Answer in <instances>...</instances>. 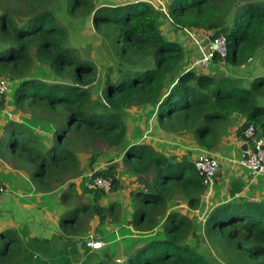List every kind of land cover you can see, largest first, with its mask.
Wrapping results in <instances>:
<instances>
[{
	"label": "trees",
	"instance_id": "obj_1",
	"mask_svg": "<svg viewBox=\"0 0 264 264\" xmlns=\"http://www.w3.org/2000/svg\"><path fill=\"white\" fill-rule=\"evenodd\" d=\"M166 1L175 31L197 28L214 36L227 34L228 68L248 65L264 48V0ZM63 3L72 17L83 22L91 18L99 34L106 35L110 29L115 34L109 38L113 51L108 55L115 64L109 71L116 70L117 76L114 79L108 73L99 96L92 87L97 65L72 45L69 30L55 10ZM165 21L166 15L146 0L116 4L0 0V77L17 82L13 101L18 110L54 130L51 142L45 144L28 125L11 120L5 126L8 139H0V155L6 152L22 162L37 188L51 192L85 174L80 154L91 153L93 177L110 176L113 185L110 191L84 187L83 195L89 201H79L61 220L66 231L70 222L78 232L84 230L85 220L95 216L101 224L121 220L117 201L101 203L121 186L116 161L121 157L124 170L137 176L141 184L130 193L128 223L136 232L150 233L164 222L160 235L138 247L132 245L135 253L125 261L119 262L116 255V264H224L199 249L206 239L220 247L230 264H264V200L238 195L244 187L233 181L228 200L215 205L203 219L170 210L173 202L177 206L180 201L189 210L202 206L208 189L194 161L129 139L126 118L134 105L153 106L164 132L190 135L197 146L213 153L233 115L246 118L240 136L245 138V129L253 125L264 138V105L260 102L264 100V75L247 84L233 73L187 70L185 46L161 33ZM214 60L218 64L221 58L216 55ZM42 66L49 69L48 78L34 76V70ZM113 154L116 157L106 167L95 166L99 156ZM70 188L75 184L70 183ZM72 194L64 193V201ZM0 264L47 263L29 254L20 241L3 238Z\"/></svg>",
	"mask_w": 264,
	"mask_h": 264
},
{
	"label": "crops",
	"instance_id": "obj_2",
	"mask_svg": "<svg viewBox=\"0 0 264 264\" xmlns=\"http://www.w3.org/2000/svg\"><path fill=\"white\" fill-rule=\"evenodd\" d=\"M165 22L162 23L161 28L168 29L166 37L181 42V38L178 39V36L180 37L178 35L179 31L171 29V27H168L169 24ZM186 50L188 56L192 55L188 48ZM214 68L217 69L216 72H219L217 66ZM212 71L213 69L204 72L216 73ZM6 107L14 111L15 116L21 119L20 122L28 125L45 144L48 142L47 137L51 136L52 139V133L43 132L40 134L39 131L29 125L26 119H32V117L18 110L9 94L6 98ZM128 111L126 122L129 139L150 143L158 151L168 156L188 157L189 160L194 161L198 149L194 139L190 135H174L164 132L158 126L157 110L153 106L134 105ZM10 121L7 116L0 117V139L4 136L5 126ZM245 121V117L233 115L231 125L224 134L218 150L214 152L220 159V169L214 186L209 188L204 195L201 208L199 210H189L188 205L184 201H180V205L177 206L173 202L170 205V210L180 209L183 213L200 218L201 214H206L215 205L228 200L233 181L241 183L244 187L238 195L256 201L264 200V175H254L241 163L243 153L252 149V143L239 135V129ZM139 128H141L140 134L135 135V131ZM85 156L84 153L80 154L82 166L86 169L85 174L70 180L51 192H43L31 181L29 172L22 162L16 161L6 152L4 156L0 155V181L6 187V192L0 195V240L5 238L6 240L20 241L23 249L25 248L34 258L41 259L47 264H61L62 258L68 260L71 258L76 261V264H85L88 257L98 256L108 251L112 242L121 240L122 243V239L126 237H134L138 241L140 238H145L147 241L160 235L164 219L161 221L160 226L150 233L136 232L128 223L132 212L130 193L132 190L139 188L141 184L137 176L124 170L121 157L116 161L120 163L118 169L120 176L125 175V179L122 178V190L111 193L109 197L101 201L103 205L108 204L109 201H117L121 211V220L118 223L101 224L99 216H95L90 221L85 220L84 230L80 232L73 228V224L70 222L68 231L63 228L61 220L67 212L77 206L79 201H89V197L83 195L85 182L91 171L89 162L86 163L88 159H85ZM70 183L75 184L74 189L70 188ZM70 192L75 194L64 201L63 194ZM129 230L132 231L131 235L133 236H129ZM113 234H116L114 238ZM91 235L103 240L106 244L105 247L90 251L86 245V240ZM143 239L141 240L142 243L140 242L141 244L146 242ZM120 248L121 246L118 250Z\"/></svg>",
	"mask_w": 264,
	"mask_h": 264
},
{
	"label": "rangeland",
	"instance_id": "obj_3",
	"mask_svg": "<svg viewBox=\"0 0 264 264\" xmlns=\"http://www.w3.org/2000/svg\"><path fill=\"white\" fill-rule=\"evenodd\" d=\"M127 1H133V0H97L98 4H116V3H122V2H127ZM167 2V1H166ZM56 12L60 18V20L62 21L63 24L66 25V27L69 30V34H70V41L72 42V45L75 46L76 48H78L80 54L85 58V59H89L92 60L93 62H95V64L98 67V76H97V81L92 85L93 87V92L96 96H99L102 94V90L104 87V82H105V78L109 75L108 73L110 72L111 76L113 75V78L116 79L117 76V72L115 70V72H111L109 70H111V68L109 67L110 65H113L114 62L112 61V59L109 57L108 54H110L113 50H111V44H110V40L109 38H113L114 37V33L113 30L110 29V31L108 33L105 34H99L97 32V30L95 29L94 25H93V21L91 18H86V20L83 22L82 19L80 17H72L69 12L67 7H65L64 3L60 4L59 6L56 7ZM236 10H234V12L232 13L231 16V20L233 19V15L235 13ZM108 28V26H105V29ZM84 31V33H83ZM114 32L116 33V30L114 29ZM178 39H180L178 37ZM188 64V62H187ZM186 64V65H187ZM115 65V64H114ZM153 66H155V63L153 64ZM43 67V66H42ZM215 66H212L211 69H213L212 72H216L217 69L214 68ZM217 68L219 69V72L216 73H224V74H235L237 76H241L245 79V82L248 84L249 80H252L255 76L257 75H264V48H260L257 52V54L254 56L253 60L248 63V65L244 66V68H228L227 66H225V69H222L220 67L217 66ZM210 70V69H209ZM216 70V71H215ZM202 71H208V70H202ZM48 72L49 69L44 66L43 69H36L34 70V76L36 77H45L48 78ZM17 82L13 81L12 85H11V92L9 93V96H11L13 98L14 94H15V90H16V86ZM264 99V98H263ZM260 102L262 103V105H264V100H260ZM131 108V107H130ZM21 121V119L17 116H15V120ZM127 119V118H126ZM29 123V125L33 128L36 129L37 131H39V133H52L54 132L52 127H47L46 125H44L42 122L33 120V119H26ZM136 129V128H135ZM140 129L136 130L134 133L135 135H139L140 134ZM5 138L8 139L9 137V131H5L4 134ZM3 136V137H4ZM43 137H45V135H43ZM48 140V142L46 144H48L49 142H51V136L46 138ZM137 139V138H135ZM105 149V148H104ZM86 154L85 159H88L86 161L89 162L90 160V156L91 153H84ZM116 157L115 154L113 155H104V156H99L96 159V167H100V168H104L106 167L108 164V161L110 160V158ZM118 159V158H117ZM118 178H119V182L121 183V186L119 188V190H122V178L125 179V175H121L118 173ZM126 183V182H124ZM204 214V213H203ZM203 214L200 215V218H203ZM132 231L129 230V236H133L131 235ZM116 234H113V238L115 237ZM141 236V235H140ZM111 238V237H110ZM143 239V238H142ZM140 238V240L138 241L137 239L133 238H124L122 239V243L121 240L116 241V242H112L111 246H109L108 249V255L103 257V254L100 255H96V256H90L88 257L87 261L85 264H98L101 261H107V264H116L115 261V257L116 255H118V258L123 259L124 255L123 252L125 251L126 247L127 249L130 248L132 245H135V247H138L142 242V240ZM143 240L146 241V239L144 238ZM136 242V243H135ZM141 242V243H140ZM144 242V241H143ZM121 243V244H120ZM123 244H126L123 246ZM119 246H121V248L118 250ZM199 249L203 252H205L206 254H208L210 256V254H212V256L217 257L219 260H221L224 264H230V262H228V258L224 257L221 254V249L218 246H215L214 244H212L211 242H209L207 239L201 241L200 247ZM135 249L130 250L131 252H133ZM127 251V250H126ZM128 251V254L129 252ZM125 261V260H123ZM76 261L74 259H64L62 258L61 260V264H76Z\"/></svg>",
	"mask_w": 264,
	"mask_h": 264
},
{
	"label": "built area",
	"instance_id": "obj_4",
	"mask_svg": "<svg viewBox=\"0 0 264 264\" xmlns=\"http://www.w3.org/2000/svg\"><path fill=\"white\" fill-rule=\"evenodd\" d=\"M146 1L162 11L166 15V22L169 24L168 27L174 29L166 0ZM161 33L164 36L168 35V29H162ZM171 34L175 35L173 33ZM178 35H180V37H178L181 38V43L189 49V52H192V55L188 56V64L186 65L187 70H209L212 66H219L220 68L225 69L224 67L227 66L226 59L229 55L228 37L226 33L221 32L217 36H214L213 32L210 31L206 32L197 28H185L180 30ZM216 55L221 58V61L218 64H216L214 60ZM12 83L13 81L9 78L0 77V117L7 116L8 119L15 120L14 111H11L6 107V98L11 92ZM16 121H18V119ZM245 138L250 142L253 141V143L252 149L243 153L241 158L242 165L247 167L254 175H264V138L257 135L256 129L253 125L245 129ZM194 163L207 189L212 188L220 169L219 157L215 153L198 146ZM112 185V177H93V172H90L88 179L85 182V186L89 189L101 188L106 191H110ZM4 192H6V187L4 184L0 183V195ZM86 245L90 251H92L103 249L106 244L100 238H95L91 235L87 238ZM130 250L132 249H127L126 247L123 252L124 258H118L117 260L122 262L123 260L132 257L135 252H131ZM128 251H130L129 254Z\"/></svg>",
	"mask_w": 264,
	"mask_h": 264
}]
</instances>
